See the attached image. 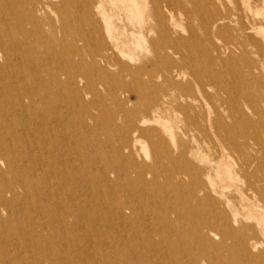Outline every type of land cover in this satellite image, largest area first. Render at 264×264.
<instances>
[{"label": "rangeland", "instance_id": "1", "mask_svg": "<svg viewBox=\"0 0 264 264\" xmlns=\"http://www.w3.org/2000/svg\"><path fill=\"white\" fill-rule=\"evenodd\" d=\"M263 209L264 0H0V264H264Z\"/></svg>", "mask_w": 264, "mask_h": 264}, {"label": "bare ground", "instance_id": "2", "mask_svg": "<svg viewBox=\"0 0 264 264\" xmlns=\"http://www.w3.org/2000/svg\"><path fill=\"white\" fill-rule=\"evenodd\" d=\"M250 188H251V187H250ZM246 189H247V188H246ZM249 192H251V191H249ZM252 192H253V191H252ZM250 194H251V193H250ZM245 195H246V194H245ZM251 195H253V194H251ZM255 195H256V194H254V198H256ZM249 197H250V196H249ZM258 197H259V196H258ZM250 198H251V197H250ZM250 198H249V199H250ZM249 199H248V200H249ZM251 200H252V199H251ZM256 200H257V198H256ZM249 201H250V200H249ZM249 201H248V202H249ZM253 201H254V200H252V202H253ZM259 202H260V201H259ZM257 203H258V202H257ZM261 205H262V204H261ZM262 206H263V205H262ZM259 208H260V207H259ZM263 210H264V209H263Z\"/></svg>", "mask_w": 264, "mask_h": 264}]
</instances>
